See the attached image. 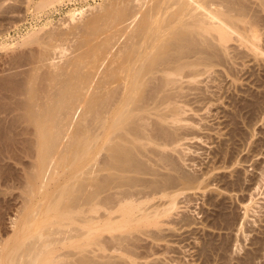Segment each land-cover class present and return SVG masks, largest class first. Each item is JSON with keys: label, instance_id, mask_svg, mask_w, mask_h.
Segmentation results:
<instances>
[{"label": "bare ground", "instance_id": "6f19581e", "mask_svg": "<svg viewBox=\"0 0 264 264\" xmlns=\"http://www.w3.org/2000/svg\"><path fill=\"white\" fill-rule=\"evenodd\" d=\"M7 1L0 0V17L15 9ZM101 4L85 20L70 15L63 27L31 31L23 41L32 46L5 59L0 157L22 142L31 160L17 183L9 178L18 189L14 205L0 203V264H104L99 249L116 250L140 223L158 221L162 209L146 205L155 196L169 197L164 213L176 207L171 187L195 177L164 153L178 143L185 118L174 91L216 66L227 41L246 43L264 25L254 8L264 9V0ZM112 239L116 248L106 246Z\"/></svg>", "mask_w": 264, "mask_h": 264}, {"label": "rangeland", "instance_id": "374dc122", "mask_svg": "<svg viewBox=\"0 0 264 264\" xmlns=\"http://www.w3.org/2000/svg\"><path fill=\"white\" fill-rule=\"evenodd\" d=\"M10 1L16 4L15 9L0 17V72L5 70L9 55L15 54L16 49L22 51L32 46L25 44L26 34L40 28L42 31L35 34L63 27L71 21L70 15L85 20L89 17L86 14L93 15L92 9L97 14L96 10L103 6L101 3H106V0H53L46 7L38 8L35 5L38 0L7 2ZM254 8L258 14L263 13L257 15L261 22L264 9L257 4ZM79 10L84 12L78 14ZM263 28L264 25L256 27L252 41L243 43L246 40L240 39L243 41L239 40L240 43L237 38L238 42L235 38L227 41L229 47L221 49L224 52L220 50L223 55H219L216 66H209L204 74L197 75L198 80L194 77L195 82L184 80L186 83L174 88H180L174 93L186 119L181 125L178 123L180 127L183 125L178 130V143L174 141L170 144L172 149L168 146L170 150L165 149L164 153L171 156L178 172L195 178L189 184L174 183L173 192L169 189L171 194L178 193L174 195L176 207L167 212L163 208L169 207L168 196L157 195L146 204L148 210L162 209L156 217L158 221L153 218L140 223V229L133 231L122 245L113 239L107 240V247L118 248L99 249V254H104L107 260L104 264H264ZM58 49L55 53L59 55ZM55 53L56 58H61ZM1 115L7 119L4 113ZM9 149V157L1 156L0 164L11 175L7 180L12 178L17 183V176L31 160V150L22 142L10 144ZM164 166L167 170L166 166L169 169L170 165ZM0 179V203L4 199L7 205H14V196L18 193L16 183L15 189L10 179L9 182ZM102 234L110 235L106 231ZM114 242L116 247L112 246Z\"/></svg>", "mask_w": 264, "mask_h": 264}]
</instances>
